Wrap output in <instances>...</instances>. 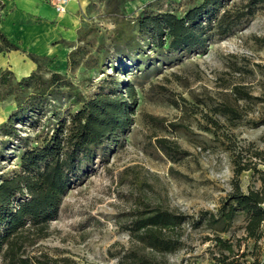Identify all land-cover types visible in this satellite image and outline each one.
Here are the masks:
<instances>
[{
  "label": "rangeland",
  "instance_id": "1",
  "mask_svg": "<svg viewBox=\"0 0 264 264\" xmlns=\"http://www.w3.org/2000/svg\"><path fill=\"white\" fill-rule=\"evenodd\" d=\"M2 1L0 30L14 31L13 41L30 52L16 24L4 23L22 8L21 0ZM201 1L75 0L80 27L71 49H81V60L72 66L61 57L42 60L71 86L52 91L15 121L19 138L4 137L0 176L18 169L25 142L40 143L81 105L72 93L88 98L104 79L118 82L128 123L71 174L46 236L21 237V255L31 264H264V222L255 239L242 215L227 230L212 220L236 184L245 192L259 184L256 170L264 172V10L227 35L177 50L167 41L157 45L134 20L144 7L182 16ZM24 10V29L41 20L34 4ZM23 62L19 57L4 68L19 77L30 70ZM14 106L13 96L0 101V123ZM236 159L255 168L235 175ZM157 207L185 217L163 230L174 241L170 251L150 247L129 229Z\"/></svg>",
  "mask_w": 264,
  "mask_h": 264
},
{
  "label": "trees",
  "instance_id": "2",
  "mask_svg": "<svg viewBox=\"0 0 264 264\" xmlns=\"http://www.w3.org/2000/svg\"><path fill=\"white\" fill-rule=\"evenodd\" d=\"M126 1L117 0L116 3ZM3 5L0 0V9ZM261 10H264V0H202L182 16L170 11L153 12L144 7L134 20L139 30L150 32L157 45L162 46L167 41L169 48L177 50L200 46L214 35H227L242 20ZM0 42V52H25L1 30ZM80 50L79 47L70 49L66 66L81 60L83 53ZM27 55L36 67L26 75L18 78L11 69L0 68V101L13 96L15 102L6 120L0 123V135L3 137L0 147L4 145V137L19 136L14 126L16 120L37 108L52 91L59 90L61 86H71V82L64 79L60 72L45 68L43 58L31 52ZM47 72L49 76H44ZM29 89L32 90L26 95ZM118 91V82L107 79L105 82L104 79L101 89L88 98L78 92L72 93L81 105L67 120H60L40 143L30 146L25 142L18 169L0 176V263L31 264L21 255V237L32 234V240H36L46 236L47 225L58 214L71 174L79 169L81 162L92 160L97 147L114 141L124 130L129 108ZM234 162L235 175L251 166L255 168L247 161L239 163L236 159ZM256 172L260 175L259 184L249 186L245 192L236 184L213 217V222L220 224L221 230H227L235 218L242 215L247 235L255 239L260 237L261 223L264 222V209L261 207L264 201V172ZM184 219L180 213L157 207L148 214L136 217L129 229L150 247L170 251L175 244L162 236L163 230L180 225ZM35 263L48 264L40 259H36Z\"/></svg>",
  "mask_w": 264,
  "mask_h": 264
},
{
  "label": "crops",
  "instance_id": "3",
  "mask_svg": "<svg viewBox=\"0 0 264 264\" xmlns=\"http://www.w3.org/2000/svg\"><path fill=\"white\" fill-rule=\"evenodd\" d=\"M18 4L22 8L18 7V11L15 13L14 17L6 18L5 21L7 22V20L10 19V23L16 24V28H19V34H22L23 36L27 35L24 34V32L28 29V31L34 29L40 30V32L42 31V35L37 38L39 40L37 41L36 46H33L32 48L34 49H30L29 51L40 56V58L43 59L61 57L62 61L66 62V55L70 51L71 46L76 40L77 32L80 27V20L74 13L75 0H69L66 11L62 13L56 12L52 5L42 0H21L20 2H18ZM32 4L38 7L39 12L41 13L39 15L41 17V20L39 22L28 23L29 26L24 29L23 26L27 25L23 23V20H26L25 14H27L24 12V7L27 8V6L29 7ZM36 24H42L41 28L39 26H33ZM4 32L10 36L8 37L12 41H15V38H17V35L14 31L10 32L8 30ZM36 35L37 34L33 36L36 37ZM26 38L25 40L28 43L24 46L29 47L33 38L27 36ZM25 48L27 49V47H24V49ZM19 57L21 58V61H24V64L30 67V70L28 72L20 74L19 77L26 75L31 70L35 69L36 63L27 55V53L20 52V50L0 52V67H9L13 63V61L16 62V59ZM12 71L14 72V70Z\"/></svg>",
  "mask_w": 264,
  "mask_h": 264
},
{
  "label": "built area",
  "instance_id": "4",
  "mask_svg": "<svg viewBox=\"0 0 264 264\" xmlns=\"http://www.w3.org/2000/svg\"><path fill=\"white\" fill-rule=\"evenodd\" d=\"M69 0H52L51 5L58 13L66 11ZM262 209H264V201L261 203Z\"/></svg>",
  "mask_w": 264,
  "mask_h": 264
},
{
  "label": "bare ground",
  "instance_id": "5",
  "mask_svg": "<svg viewBox=\"0 0 264 264\" xmlns=\"http://www.w3.org/2000/svg\"><path fill=\"white\" fill-rule=\"evenodd\" d=\"M6 23H10V19H8L7 20V22ZM10 25V24H9ZM11 26V25H10ZM30 28H32V27H30ZM29 30V29H28ZM28 30H26L25 32H24V34H27V35H25V36H27V37H32L33 38V40H31V43H30V45H31V47H33V46H36V44H37V41L39 40V39H37L38 38V36L36 35V37H34L33 35H35V34H37L38 32H40V30H37V29H34V30H30V31H28Z\"/></svg>",
  "mask_w": 264,
  "mask_h": 264
}]
</instances>
